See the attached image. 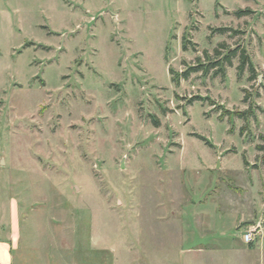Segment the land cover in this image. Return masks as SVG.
Returning <instances> with one entry per match:
<instances>
[{"label": "rangeland", "instance_id": "rangeland-1", "mask_svg": "<svg viewBox=\"0 0 264 264\" xmlns=\"http://www.w3.org/2000/svg\"><path fill=\"white\" fill-rule=\"evenodd\" d=\"M260 145L264 0H0L16 263L264 264Z\"/></svg>", "mask_w": 264, "mask_h": 264}, {"label": "crops", "instance_id": "crops-1", "mask_svg": "<svg viewBox=\"0 0 264 264\" xmlns=\"http://www.w3.org/2000/svg\"><path fill=\"white\" fill-rule=\"evenodd\" d=\"M12 201L13 202L11 204L8 214L9 221L6 226L0 227V264H18V262L16 263V251L19 250L21 243L22 215L20 213L18 203L15 200ZM203 252V249L201 251L199 250V248H197V254ZM21 256H23V254H20L19 264H27V259ZM67 264H76V260L73 259L72 262L67 260Z\"/></svg>", "mask_w": 264, "mask_h": 264}, {"label": "trees", "instance_id": "trees-1", "mask_svg": "<svg viewBox=\"0 0 264 264\" xmlns=\"http://www.w3.org/2000/svg\"><path fill=\"white\" fill-rule=\"evenodd\" d=\"M249 12H250L249 9H246V10H242V9H240V10H237V11H236V15H237V16H242V15L247 14V13H249ZM221 46L223 47V46H224V43H221ZM185 47H186V45H185ZM217 52H218V49H217ZM236 54H237V49L231 50V51H229L228 54L224 57V59L226 60V62H228V64H231V63H232V57L235 56ZM240 61H241V62H240L239 68H240L241 70L244 69V67L247 66L248 64L251 65V64H250V60H249V56L247 55L245 49H243V50L241 51V53H240ZM201 68H202V67H191V68H189V69L183 71V72L181 73L180 77H179V76H178V77H177V76H176V77H173V80H174L175 82H179V78H181V76H182L183 78H188L189 75H190V73H191L192 71L200 70ZM259 148H260L261 150H264V145H260Z\"/></svg>", "mask_w": 264, "mask_h": 264}, {"label": "built area", "instance_id": "built-area-1", "mask_svg": "<svg viewBox=\"0 0 264 264\" xmlns=\"http://www.w3.org/2000/svg\"><path fill=\"white\" fill-rule=\"evenodd\" d=\"M259 231L256 229L253 230H247L242 234V239L246 242V243H252L253 241H255L256 239V234H258Z\"/></svg>", "mask_w": 264, "mask_h": 264}]
</instances>
